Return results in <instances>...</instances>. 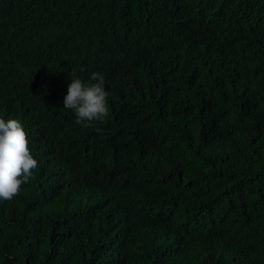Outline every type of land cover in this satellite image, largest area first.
<instances>
[{"label": "trees", "instance_id": "16d2710c", "mask_svg": "<svg viewBox=\"0 0 264 264\" xmlns=\"http://www.w3.org/2000/svg\"><path fill=\"white\" fill-rule=\"evenodd\" d=\"M0 118L39 163L0 264H264V0H0Z\"/></svg>", "mask_w": 264, "mask_h": 264}, {"label": "clouds", "instance_id": "9594fccd", "mask_svg": "<svg viewBox=\"0 0 264 264\" xmlns=\"http://www.w3.org/2000/svg\"><path fill=\"white\" fill-rule=\"evenodd\" d=\"M89 83L71 77L63 107L72 110L75 123L92 127V122L103 123L109 115L105 78L102 73H91ZM98 133L103 129L97 128ZM39 167L28 147L27 132L19 119L0 118V200H11L20 194L23 184Z\"/></svg>", "mask_w": 264, "mask_h": 264}]
</instances>
